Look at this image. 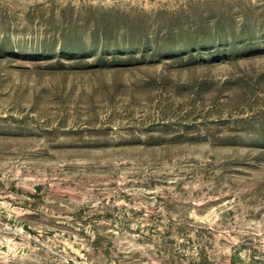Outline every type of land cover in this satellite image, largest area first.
Returning a JSON list of instances; mask_svg holds the SVG:
<instances>
[{"label": "rangeland", "instance_id": "obj_1", "mask_svg": "<svg viewBox=\"0 0 264 264\" xmlns=\"http://www.w3.org/2000/svg\"><path fill=\"white\" fill-rule=\"evenodd\" d=\"M0 264H264V0H0Z\"/></svg>", "mask_w": 264, "mask_h": 264}]
</instances>
